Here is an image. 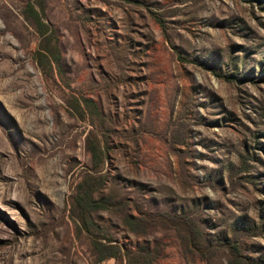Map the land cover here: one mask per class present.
<instances>
[{
    "label": "rangeland",
    "instance_id": "obj_1",
    "mask_svg": "<svg viewBox=\"0 0 264 264\" xmlns=\"http://www.w3.org/2000/svg\"><path fill=\"white\" fill-rule=\"evenodd\" d=\"M86 194L109 203L90 233ZM95 236L154 264L264 263V0H0V264H117Z\"/></svg>",
    "mask_w": 264,
    "mask_h": 264
},
{
    "label": "trees",
    "instance_id": "obj_2",
    "mask_svg": "<svg viewBox=\"0 0 264 264\" xmlns=\"http://www.w3.org/2000/svg\"><path fill=\"white\" fill-rule=\"evenodd\" d=\"M27 15L33 18L41 37V41L36 50V60L39 62V64L43 66L47 64L51 68L54 64L58 65L59 60L61 59V54L54 38L55 34L50 30L48 25L42 21L41 15L32 3L27 5ZM92 151L95 154L94 150ZM81 200L85 204L83 207L85 212L82 211L80 218L84 223V228L90 233V223L86 218V210H103L108 208L109 203L105 199L94 198L92 194H86V197H82ZM136 218V216L127 214L123 219V223L128 226L131 232L138 233L136 228H133L138 222ZM155 220H160L175 230L185 232L190 242L189 244L192 245L194 250H200V246L198 244L199 232L188 216L160 214ZM144 221H146V219ZM91 242L98 262L115 259L117 264L155 263L156 256L155 253L150 249L149 244L137 246L135 248H127L119 245L112 238L105 236H95L91 239ZM230 248L233 249L232 246Z\"/></svg>",
    "mask_w": 264,
    "mask_h": 264
}]
</instances>
